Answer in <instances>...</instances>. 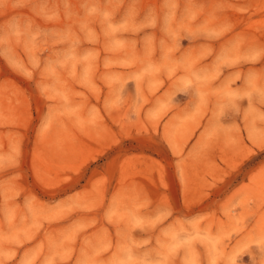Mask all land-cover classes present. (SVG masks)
Wrapping results in <instances>:
<instances>
[{"label":"rangeland","instance_id":"374dc122","mask_svg":"<svg viewBox=\"0 0 264 264\" xmlns=\"http://www.w3.org/2000/svg\"><path fill=\"white\" fill-rule=\"evenodd\" d=\"M0 264H264V0H0Z\"/></svg>","mask_w":264,"mask_h":264}]
</instances>
